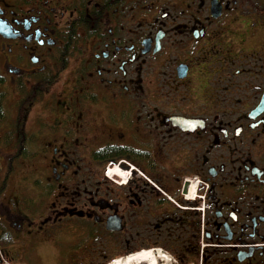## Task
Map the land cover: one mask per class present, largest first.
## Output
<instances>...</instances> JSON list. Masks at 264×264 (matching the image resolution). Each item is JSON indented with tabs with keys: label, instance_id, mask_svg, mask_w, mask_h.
Wrapping results in <instances>:
<instances>
[{
	"label": "flooded vegetation",
	"instance_id": "1",
	"mask_svg": "<svg viewBox=\"0 0 264 264\" xmlns=\"http://www.w3.org/2000/svg\"><path fill=\"white\" fill-rule=\"evenodd\" d=\"M263 23L264 0H0V264H264ZM87 145L106 167L73 166Z\"/></svg>",
	"mask_w": 264,
	"mask_h": 264
},
{
	"label": "rangeland",
	"instance_id": "2",
	"mask_svg": "<svg viewBox=\"0 0 264 264\" xmlns=\"http://www.w3.org/2000/svg\"><path fill=\"white\" fill-rule=\"evenodd\" d=\"M254 35H255V38L252 39L248 43L249 45L246 46V49L250 52L253 49H255V51L258 53L261 52V54H259L258 56L264 61V23L262 24L261 30L258 33H254ZM239 47H240L239 45L231 46L230 52H232L234 50V48L237 49ZM70 80H71L70 76H67V77L61 76L60 80L54 85V86H56V88L58 90H61V92H63L60 96L61 99L64 98L65 92L69 89L68 86L70 85V83H69ZM88 152H89V146L88 145L86 147L81 148V150L79 151V154L81 155L82 158L76 160V163L73 165L75 168H77V167H79V168H102V167H106L105 165L98 166V164L96 162L91 161L90 156L88 155ZM48 164H43L40 162V160H38L37 166L39 168L37 170H36V167L32 168V172L39 174V175L41 172L45 173L42 169L44 166H46ZM29 165H30L29 162L28 163L23 162L19 167L21 170L24 171L25 169L29 168ZM107 168H109V166H107ZM111 169H112V167H111ZM35 177H36L35 175L31 176V177L27 176L26 178H23L21 180V184L23 185V187H24V185L29 187L30 185L35 184V183H33V180L35 179ZM17 178H19V176ZM41 178H39L40 184L38 186H41L44 183L43 182L44 176H41ZM14 180H17V179L15 178ZM65 184H71V182H66ZM31 190L33 192L34 188L33 189L27 188V190H25L26 192H23V195H24L23 202H21L19 204V210L21 213H25V214L29 213V210L31 208V202H30V198L32 195ZM64 204H65V200H61V202L56 207L57 209H55L53 211L54 216H56V212L59 211L62 208V206H64ZM15 210H16V208H15ZM127 255H129V254L125 253V254L114 255V256L110 257L109 260L105 264H108L110 261H112V259H116L117 257L127 256Z\"/></svg>",
	"mask_w": 264,
	"mask_h": 264
},
{
	"label": "bare ground",
	"instance_id": "3",
	"mask_svg": "<svg viewBox=\"0 0 264 264\" xmlns=\"http://www.w3.org/2000/svg\"><path fill=\"white\" fill-rule=\"evenodd\" d=\"M151 254L150 255H143V256H127V257H124V256H121V257H124L120 260H118V258H121V257H117L116 259H113L112 261L114 260H118L116 263L114 264H143L145 260H151ZM159 258L162 257V256H158ZM139 260H143L141 263L137 262L135 263L136 261H139ZM112 261H110L109 263H111Z\"/></svg>",
	"mask_w": 264,
	"mask_h": 264
},
{
	"label": "water",
	"instance_id": "4",
	"mask_svg": "<svg viewBox=\"0 0 264 264\" xmlns=\"http://www.w3.org/2000/svg\"><path fill=\"white\" fill-rule=\"evenodd\" d=\"M263 105H264V92L262 94L261 102L257 106V111L258 110L260 111V108H262ZM106 227H107V229H112L113 228V226H112V219L110 217L107 219V225H106Z\"/></svg>",
	"mask_w": 264,
	"mask_h": 264
},
{
	"label": "trees",
	"instance_id": "5",
	"mask_svg": "<svg viewBox=\"0 0 264 264\" xmlns=\"http://www.w3.org/2000/svg\"><path fill=\"white\" fill-rule=\"evenodd\" d=\"M25 154V152L24 151H22V155H24Z\"/></svg>",
	"mask_w": 264,
	"mask_h": 264
}]
</instances>
